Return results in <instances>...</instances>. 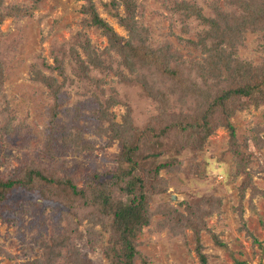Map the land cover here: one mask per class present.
<instances>
[{
  "label": "rangeland",
  "instance_id": "obj_1",
  "mask_svg": "<svg viewBox=\"0 0 264 264\" xmlns=\"http://www.w3.org/2000/svg\"><path fill=\"white\" fill-rule=\"evenodd\" d=\"M213 1L221 10L234 8L235 0H0V10L7 15L0 22V59L4 65L0 94L1 102L6 103L0 105V118L5 114L17 125L13 137L0 139V179L48 165L63 167L78 188L88 176L98 174L104 180L117 166L119 146L116 141L106 147V137L88 131L99 103L108 104L111 120L131 122L135 127L144 126L147 119L162 120L165 114L186 111L189 106L184 99L182 106L179 96H161L158 84L148 96L144 90L150 87L142 88L138 81L140 70L130 74L119 65L118 52L109 48L108 38L92 24V14L84 10L93 6L98 17L122 37H128V31L118 16L129 12L132 26L151 50L166 41L169 50L182 59L198 61L204 48L203 42L194 46L204 30L200 19L173 14L177 7L189 5L200 16H208ZM126 4L131 8L126 9ZM17 7L22 12L12 16ZM235 47L234 69L247 64L256 69L263 63L262 33L247 32L243 44ZM97 57L106 64L113 62L115 74L94 70ZM39 72L55 79L52 88L37 80ZM53 90L56 95L51 96ZM53 118L54 128L64 126L70 139L80 136L81 144L54 147L52 142V149H47L48 136L59 135V131L50 133ZM231 123L241 144V160L233 158L225 129L209 136L195 153L177 154L166 148V143L173 148L169 137L150 147L149 162L154 166L168 156H174L181 166L159 171L161 192L149 202L154 213L149 225L136 236L139 254L135 264H200L196 232L207 264H264V145L253 144L258 136L264 141V105H250L237 112ZM10 197L0 217V264H47L35 240L60 235L66 223L60 212L65 207L41 198L33 187H16ZM129 200V196L123 198L124 202ZM78 220L73 216L74 222ZM175 220L179 223L173 225ZM95 230L85 222L79 225L76 235L82 237L76 241L78 248L92 264H107L95 244L99 239Z\"/></svg>",
  "mask_w": 264,
  "mask_h": 264
},
{
  "label": "trees",
  "instance_id": "obj_2",
  "mask_svg": "<svg viewBox=\"0 0 264 264\" xmlns=\"http://www.w3.org/2000/svg\"><path fill=\"white\" fill-rule=\"evenodd\" d=\"M213 2L208 16H200L196 8L189 5L177 7L173 14L183 19L191 16L200 19V25L204 30L199 32L201 38L194 46L199 47L203 42L204 45H201L204 48L201 49L205 55L197 59L198 61L182 59L178 53L169 50L170 44L166 41L151 50L149 45L142 42L143 38H139L138 29L132 26L133 16L129 12L122 17L116 14L121 26H125L128 31V37H122L98 17L93 6H90V11L84 10V13L92 14V24L101 28L102 33L108 38L109 48L118 52L119 65L127 68L130 74L140 70L138 81L142 88L150 87L144 90L148 96L154 92L153 86L156 87L158 84L161 96L165 98L170 94L179 96L180 104L184 106L182 102L184 99L189 101V106L186 107V111L183 108L174 114L164 116L163 110L159 118L163 116L164 121L147 119L144 126L135 127L131 126V122L116 123L111 120L108 117V104L105 106L99 103L100 109L98 108L93 115L94 121L88 131L99 138L106 137V147L116 141L119 146L115 159L117 166L110 172L109 177L103 178L104 180H100L101 175L98 174L88 177L86 175L87 179L83 186L78 188L71 174L63 167L55 168L48 165H43L41 170L29 169L25 174L15 177L8 175L0 179V217L4 212L3 204L11 199L9 195L16 187L26 190L33 187L41 198L65 207V210L60 212V219L66 221L60 235L47 241L35 240L40 245L42 249L40 255L47 264H92L76 242L82 237L76 234L83 222L94 230L95 227H99L95 230L99 237L95 244L101 248L107 264H135V258L139 254L136 236L143 227L149 225L154 215L148 207L149 202L153 195L161 192L159 171L162 168L173 171L181 166L174 156L162 158L160 164L155 166L153 162H149L148 152L151 153L152 149L150 147L163 138L169 137L173 148L168 146L170 145L168 143L165 147L174 149L177 154L181 151L195 153L203 148L209 136L218 129H225L229 134L228 147L233 158L241 160V144L237 142L231 117L239 111L246 110L250 105L255 108L264 105V59L261 66L256 69L249 64L234 69L233 55L236 53L235 46L243 44L247 32L264 35V0H235L234 8L226 11L221 10L219 6L218 8L216 2ZM125 7L131 8L129 4ZM16 12H22V9L17 7L16 10H12L11 15L17 16ZM5 16L7 15L0 10V22ZM96 59L99 62L92 65L94 70L99 72L106 69L105 72L114 73L113 62L106 64L99 57ZM39 75L41 76L37 80L45 87L52 88L55 79L41 72ZM222 75L225 77L224 80L221 78ZM3 76L4 65L0 59V87ZM54 95L56 94L53 90L51 96ZM0 105L2 107L6 105L1 102V94ZM12 120V117L1 115L0 139L5 135L13 137L17 133V125H13ZM51 125L50 133L59 131V135L48 136L47 149H52L50 146L52 142L54 147H68L70 142L73 146L81 144L80 136L71 133L76 139H70V132L68 133L64 126L59 130L54 128V118ZM62 135L65 138H62ZM260 141L261 137L258 136L253 144L259 142L264 145V141ZM243 146L247 147L248 144L244 143ZM88 147L90 146L82 148ZM75 152H79L78 147ZM125 196L130 197L129 202L123 201ZM73 216L79 218L78 222L73 221ZM178 223V220H175L173 225ZM194 237L200 264H207L206 255L199 250L201 248L199 233L196 232Z\"/></svg>",
  "mask_w": 264,
  "mask_h": 264
}]
</instances>
